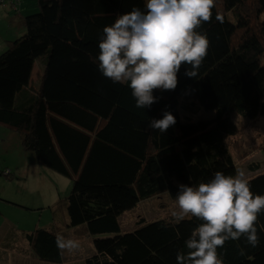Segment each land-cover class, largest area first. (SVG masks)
Here are the masks:
<instances>
[{
  "label": "trees",
  "instance_id": "trees-1",
  "mask_svg": "<svg viewBox=\"0 0 264 264\" xmlns=\"http://www.w3.org/2000/svg\"><path fill=\"white\" fill-rule=\"evenodd\" d=\"M36 7L25 15L16 10L24 33L0 54V124L18 131L41 165L73 180L69 228L112 235L94 238L85 264H177L201 221L142 219L123 232L121 216L162 192L175 198L179 184L208 181L217 170L235 175L228 139L240 127L231 114L249 121L264 116V0H215L211 23L198 29L210 41L198 78L185 76L182 65L176 89L156 90L158 101L146 109L135 106L126 84L105 78L96 61L103 28L118 14L143 10L145 0H36ZM38 61L43 71L35 88ZM190 100L215 116L184 120L181 102L187 108ZM166 110L176 123L164 133L148 128ZM247 180L254 194L264 195V172ZM258 220L259 245L243 237L227 241L218 249L223 264H264V214ZM56 234L39 228L22 235L37 258L61 264Z\"/></svg>",
  "mask_w": 264,
  "mask_h": 264
},
{
  "label": "clouds",
  "instance_id": "clouds-1",
  "mask_svg": "<svg viewBox=\"0 0 264 264\" xmlns=\"http://www.w3.org/2000/svg\"><path fill=\"white\" fill-rule=\"evenodd\" d=\"M214 7L215 0H145L143 10L134 7L118 14L102 30L99 71L114 84H126L137 108H150L159 99L156 90L176 89L182 65L187 66L185 76L198 78L210 46L207 34L198 29L211 23ZM215 19L224 22L218 9ZM175 123L176 117L166 110L162 118L151 119L148 128L164 133ZM261 214L264 195L251 191L243 169L237 168L235 175L217 170L208 181L179 184L172 222L195 218L201 223L186 239L187 251L177 252V264H223L218 249L242 237L246 245L257 247ZM55 244L61 257L81 247L78 239L62 234L55 235ZM237 247L244 254L245 249Z\"/></svg>",
  "mask_w": 264,
  "mask_h": 264
},
{
  "label": "rangeland",
  "instance_id": "rangeland-1",
  "mask_svg": "<svg viewBox=\"0 0 264 264\" xmlns=\"http://www.w3.org/2000/svg\"><path fill=\"white\" fill-rule=\"evenodd\" d=\"M35 5L36 0H24L25 12L37 11ZM8 7L13 15L16 9ZM5 37L0 36V49L6 44ZM10 37L16 39V36ZM42 71V63L36 62L32 76L35 88L40 86ZM181 113L184 120L185 116L193 120L215 116L213 110H206L192 100L187 108L181 102ZM231 118L240 127V132L228 139L229 149L238 168L243 169L246 179H249L264 172V116L249 121L234 112ZM254 163H259L261 168L251 170L249 165ZM72 185L71 178L41 165L33 152L26 151L18 131L0 124V264H60L37 258L22 235L39 228L58 231L80 241V249L75 253L65 252V261L61 264H85L86 258L94 253V238L112 236H92L82 232V228L67 226L66 200ZM174 206L175 198L167 191L141 200L135 208L121 216L123 232L134 229L142 219L150 222L170 218Z\"/></svg>",
  "mask_w": 264,
  "mask_h": 264
},
{
  "label": "crops",
  "instance_id": "crops-1",
  "mask_svg": "<svg viewBox=\"0 0 264 264\" xmlns=\"http://www.w3.org/2000/svg\"><path fill=\"white\" fill-rule=\"evenodd\" d=\"M8 2V1H7ZM6 2V3H7ZM2 4L0 5V36H6L5 38V45L4 47H2V49H0V52H2V50L4 48H8L9 47V44H10V41H13L14 37H10V36H16V38H18L20 35H22L23 33V27L22 26H19L17 21H16V18H18L19 15H16V13H14L13 15L10 14V9H9V2L8 4ZM36 6V5H35ZM24 0H21V3L19 5V12L20 14H29V13H32L33 11L29 10L27 13L25 12L26 9H24ZM2 31H5L4 32H1ZM4 34V35H3ZM2 46V43L0 41V47ZM36 65V64H35ZM34 65V66H35Z\"/></svg>",
  "mask_w": 264,
  "mask_h": 264
},
{
  "label": "built area",
  "instance_id": "built-area-1",
  "mask_svg": "<svg viewBox=\"0 0 264 264\" xmlns=\"http://www.w3.org/2000/svg\"><path fill=\"white\" fill-rule=\"evenodd\" d=\"M8 0H0V5L5 4ZM21 3V0H10L9 4L11 7L15 8L16 10H19V5Z\"/></svg>",
  "mask_w": 264,
  "mask_h": 264
}]
</instances>
